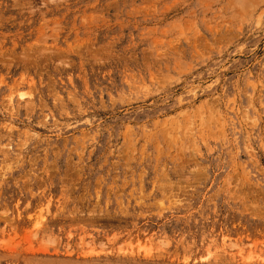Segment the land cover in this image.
<instances>
[{"label":"rangeland","instance_id":"1","mask_svg":"<svg viewBox=\"0 0 264 264\" xmlns=\"http://www.w3.org/2000/svg\"><path fill=\"white\" fill-rule=\"evenodd\" d=\"M0 264H264V0H0Z\"/></svg>","mask_w":264,"mask_h":264},{"label":"bare ground","instance_id":"2","mask_svg":"<svg viewBox=\"0 0 264 264\" xmlns=\"http://www.w3.org/2000/svg\"><path fill=\"white\" fill-rule=\"evenodd\" d=\"M130 247H131V246H130ZM141 247H143V246H141ZM143 248H144V247H143ZM136 251H137V249H136ZM145 251H146V250H145ZM148 251H149V250H148ZM123 252H124V251H123ZM125 252H126V251H125ZM125 252H124V253H125ZM129 252H130V251H129ZM130 253H131V252H130ZM130 253H129V254H130ZM144 255H145V254H144ZM147 255H148V254H147ZM95 262H96V261H95Z\"/></svg>","mask_w":264,"mask_h":264}]
</instances>
